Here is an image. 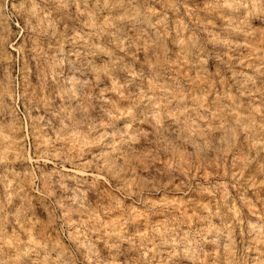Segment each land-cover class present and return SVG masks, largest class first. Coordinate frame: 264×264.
Segmentation results:
<instances>
[{
	"label": "rangeland",
	"instance_id": "obj_1",
	"mask_svg": "<svg viewBox=\"0 0 264 264\" xmlns=\"http://www.w3.org/2000/svg\"><path fill=\"white\" fill-rule=\"evenodd\" d=\"M0 264H264V0H0Z\"/></svg>",
	"mask_w": 264,
	"mask_h": 264
},
{
	"label": "bare ground",
	"instance_id": "obj_2",
	"mask_svg": "<svg viewBox=\"0 0 264 264\" xmlns=\"http://www.w3.org/2000/svg\"><path fill=\"white\" fill-rule=\"evenodd\" d=\"M245 10V9H244ZM237 14V13H236ZM133 20V19H132ZM137 20V19H136ZM86 60V59H85ZM89 64V63H88ZM90 68V67H89ZM71 76V75H70ZM76 76V75H75ZM80 86V85H79ZM66 87V86H65ZM87 87V86H86ZM76 92V91H75ZM71 95V94H70ZM96 112V111H95ZM102 113V112H101ZM96 115V114H95ZM44 118V117H43ZM118 128V127H117ZM76 172V171H75Z\"/></svg>",
	"mask_w": 264,
	"mask_h": 264
}]
</instances>
